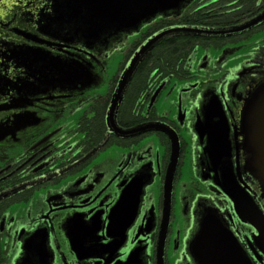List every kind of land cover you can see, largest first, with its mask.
<instances>
[{
  "label": "flooded vegetation",
  "instance_id": "af4514ba",
  "mask_svg": "<svg viewBox=\"0 0 264 264\" xmlns=\"http://www.w3.org/2000/svg\"><path fill=\"white\" fill-rule=\"evenodd\" d=\"M101 1L97 18L83 9L68 20L52 0H0V264H124L130 254L132 264H157L159 251L162 264H194L188 243L208 208L219 211L253 264H264L250 244L254 230L215 183L208 136L197 129L221 113L230 160L258 194L242 169L248 156L239 122L248 94L264 82V22L230 36L164 38L126 88L118 126L152 125L177 142L165 229L169 135L150 130L124 138L106 127L120 77L151 37L171 27H236L264 13V0H185L141 20L146 3L116 0L115 18L108 19ZM139 175L145 184L135 214L111 250L112 210ZM134 199L131 192L122 207L129 211Z\"/></svg>",
  "mask_w": 264,
  "mask_h": 264
},
{
  "label": "water",
  "instance_id": "95a60500",
  "mask_svg": "<svg viewBox=\"0 0 264 264\" xmlns=\"http://www.w3.org/2000/svg\"><path fill=\"white\" fill-rule=\"evenodd\" d=\"M54 10L59 18L82 16L83 9L89 10V17H98L101 0H52ZM127 2L128 0H123ZM139 5L146 3L145 12H139V20L153 15L159 10L178 9L185 0H136ZM131 2V1H130ZM106 15L108 19L115 18L116 0H105ZM104 3V4H105ZM162 6V7H161ZM164 6V7H163ZM142 7L140 6V10ZM83 19V17H81ZM264 22V13L257 18L242 25L227 29H204L193 26H180L165 29L151 37L142 45L126 65L117 87L112 95V99L106 112V127L108 134L118 137H134L150 130H161L167 133L172 141V153L167 169L163 186V225L164 229L168 225L171 212V194L174 173L178 163L177 142L167 130L155 128L152 125H141L131 129H122L117 124V114L123 100L126 88L141 63L145 55L154 45L167 37L178 36H207L223 37L248 31ZM219 109V108H218ZM218 110V112H220ZM217 112V111H216ZM207 113V112H206ZM216 115V116H215ZM211 117H206L204 123H199L197 129L203 130L207 136L206 152L209 157V165L214 173L215 183L232 203L233 211L237 219L250 226L254 233L251 235L250 244L264 255V82L248 94L244 107L241 111L239 129L242 137V147L247 154V159L243 161L242 169L251 179L257 183L258 194L253 192L241 179L238 166L234 168L230 160L229 149L226 150L225 139L227 136L226 120L217 113ZM220 118L216 122H211L213 118ZM209 118V119H208ZM141 175L133 178L126 192L121 197L117 207L112 210L108 232L114 240L108 247L116 250L122 242L123 231L131 222L138 202V196L142 186H144ZM133 190V191H132ZM131 192H134V205L130 212L123 204L130 200ZM258 196L261 203L256 201ZM127 210V212H126ZM126 217V218H125ZM121 218V219H119ZM120 229V231H119ZM119 235H115V231ZM114 232V234L112 233ZM117 237L119 239H117ZM255 249L253 248L254 252ZM188 253L194 264H253L246 254L234 233L227 227L223 216L216 209L205 210L198 227L190 242L188 243ZM259 259V257L257 256ZM134 254H130L124 264L134 262ZM157 264H162L161 251L157 255Z\"/></svg>",
  "mask_w": 264,
  "mask_h": 264
},
{
  "label": "rangeland",
  "instance_id": "374dc122",
  "mask_svg": "<svg viewBox=\"0 0 264 264\" xmlns=\"http://www.w3.org/2000/svg\"><path fill=\"white\" fill-rule=\"evenodd\" d=\"M113 73V70L109 71V77L106 78V80H109L110 78V75ZM106 87L105 86H102L100 89H99V93L102 94V95H105L106 94ZM190 165V161L185 158V161H184V164L182 165V168H181V172H182V180H185L187 181L188 180V177H187V169L189 168L188 166Z\"/></svg>",
  "mask_w": 264,
  "mask_h": 264
}]
</instances>
